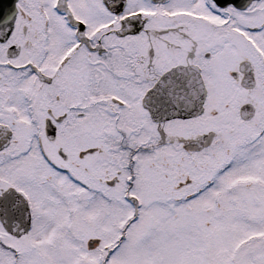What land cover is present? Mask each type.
<instances>
[{"label": "snow or ice", "instance_id": "snow-or-ice-1", "mask_svg": "<svg viewBox=\"0 0 264 264\" xmlns=\"http://www.w3.org/2000/svg\"><path fill=\"white\" fill-rule=\"evenodd\" d=\"M0 264H264V0H0Z\"/></svg>", "mask_w": 264, "mask_h": 264}]
</instances>
